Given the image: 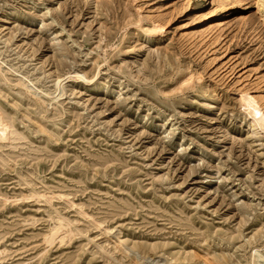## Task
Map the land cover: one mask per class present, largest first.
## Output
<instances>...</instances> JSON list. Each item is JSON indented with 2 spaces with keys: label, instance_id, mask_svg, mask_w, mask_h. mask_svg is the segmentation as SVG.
<instances>
[{
  "label": "rangeland",
  "instance_id": "obj_1",
  "mask_svg": "<svg viewBox=\"0 0 264 264\" xmlns=\"http://www.w3.org/2000/svg\"><path fill=\"white\" fill-rule=\"evenodd\" d=\"M245 93L264 0H0V264H263Z\"/></svg>",
  "mask_w": 264,
  "mask_h": 264
},
{
  "label": "bare ground",
  "instance_id": "obj_2",
  "mask_svg": "<svg viewBox=\"0 0 264 264\" xmlns=\"http://www.w3.org/2000/svg\"><path fill=\"white\" fill-rule=\"evenodd\" d=\"M162 28H163L162 26H157V27L155 26L154 29L155 31H159L162 30ZM242 102H244L245 110L247 111L248 115L251 116L252 118L251 120L253 121V124L259 127L261 130H264V113H263L264 111L262 110L264 107L262 108L263 103H261V100H259V98L257 99L253 96H250L248 93H245L243 95ZM260 258L263 259V264H264L263 256H260ZM215 261L217 262V264H226V263H222L221 259Z\"/></svg>",
  "mask_w": 264,
  "mask_h": 264
}]
</instances>
